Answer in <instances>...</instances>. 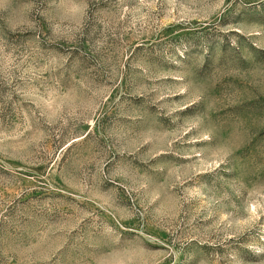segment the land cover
Returning <instances> with one entry per match:
<instances>
[{
    "label": "rangeland",
    "instance_id": "374dc122",
    "mask_svg": "<svg viewBox=\"0 0 264 264\" xmlns=\"http://www.w3.org/2000/svg\"><path fill=\"white\" fill-rule=\"evenodd\" d=\"M0 264H264V0H0Z\"/></svg>",
    "mask_w": 264,
    "mask_h": 264
}]
</instances>
